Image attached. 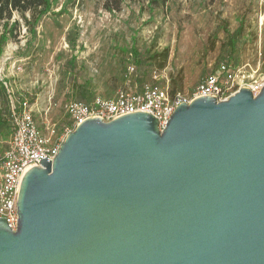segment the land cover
I'll return each instance as SVG.
<instances>
[{"label": "water", "instance_id": "water-1", "mask_svg": "<svg viewBox=\"0 0 264 264\" xmlns=\"http://www.w3.org/2000/svg\"><path fill=\"white\" fill-rule=\"evenodd\" d=\"M40 162L0 264H264V87L183 102L163 131L89 117Z\"/></svg>", "mask_w": 264, "mask_h": 264}, {"label": "rangeland", "instance_id": "rangeland-1", "mask_svg": "<svg viewBox=\"0 0 264 264\" xmlns=\"http://www.w3.org/2000/svg\"><path fill=\"white\" fill-rule=\"evenodd\" d=\"M51 3L38 23L39 11L14 13L6 29L16 37L0 56L10 99L17 105L27 99L46 134L62 132L65 105L81 93L114 96L158 75L161 84L188 94L228 59L264 74V0H134L120 12L106 11L103 0ZM4 29L0 21V35ZM4 97L0 91V155L13 134Z\"/></svg>", "mask_w": 264, "mask_h": 264}, {"label": "built area", "instance_id": "built-area-1", "mask_svg": "<svg viewBox=\"0 0 264 264\" xmlns=\"http://www.w3.org/2000/svg\"><path fill=\"white\" fill-rule=\"evenodd\" d=\"M130 72L137 71L134 65ZM253 74L244 67H237L231 61H222L216 72L203 76L188 93L170 92V87L161 84L158 75L154 80L143 83L139 89L131 91L119 89L114 96H95L87 101L71 100L65 105L68 123L62 132L46 134L40 127L31 103L21 99L18 107L12 103L11 125L13 134L8 149L0 155V218H6L9 227L17 230L18 197L22 179L28 167L40 159L48 157L54 161L67 135L89 117H102L110 122L133 112H149L157 118L163 131L176 108L183 102L191 103L203 95L216 96L218 101H226L240 89L249 88L254 95L264 87V74ZM4 84L6 81L0 78ZM11 97V96H10Z\"/></svg>", "mask_w": 264, "mask_h": 264}, {"label": "trees", "instance_id": "trees-1", "mask_svg": "<svg viewBox=\"0 0 264 264\" xmlns=\"http://www.w3.org/2000/svg\"><path fill=\"white\" fill-rule=\"evenodd\" d=\"M126 1H134V0H103V8L108 12H120L122 11L124 3ZM169 1L170 0H152V3L164 5ZM51 5H52L51 0H0V21H4V28H5L4 31L0 35V56L3 54L4 45L10 39V37L11 36L16 37L15 34L10 35L12 32L9 34L10 31L6 29L9 22L12 20L14 13L18 12L20 14H24L29 11L33 13L39 11L38 15L35 17V23H38L41 17L45 15L47 11L51 8ZM16 24H17V21H14L13 25H16ZM226 61L229 62L230 59ZM138 63L140 66L145 64V62L140 58H138ZM233 64L235 65L234 62ZM143 74H145V72H143ZM146 82H150V81L148 80ZM0 91L4 94L5 96L4 98L6 102L8 103V105H10L9 108H10V117H11L12 103L10 99V94L7 92L6 85L1 80H0ZM177 91L178 90L176 89L170 90L172 95H174ZM89 99L91 98H87V95H85L84 93H81L80 98H76L75 100L87 101ZM15 105L18 107L17 104ZM2 125H3V122L0 121V128L2 127Z\"/></svg>", "mask_w": 264, "mask_h": 264}]
</instances>
